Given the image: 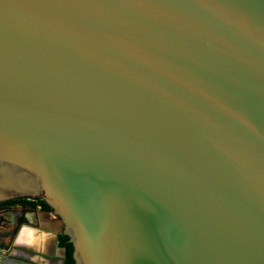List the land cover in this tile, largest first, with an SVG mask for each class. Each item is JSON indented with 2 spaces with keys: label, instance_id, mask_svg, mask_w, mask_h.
I'll return each instance as SVG.
<instances>
[{
  "label": "water",
  "instance_id": "95a60500",
  "mask_svg": "<svg viewBox=\"0 0 264 264\" xmlns=\"http://www.w3.org/2000/svg\"><path fill=\"white\" fill-rule=\"evenodd\" d=\"M13 199L74 264H264V0H0Z\"/></svg>",
  "mask_w": 264,
  "mask_h": 264
},
{
  "label": "flooded vegetation",
  "instance_id": "af4514ba",
  "mask_svg": "<svg viewBox=\"0 0 264 264\" xmlns=\"http://www.w3.org/2000/svg\"><path fill=\"white\" fill-rule=\"evenodd\" d=\"M52 215L49 213V210L43 209L40 205L31 206V205H21L19 203L16 204H7L0 205V248H4L6 246H10L14 249L17 247L15 244H20L21 236L31 237L33 240L32 245L37 241L38 232H33L29 229V234H19L21 231V227L24 226L25 222L27 223H36L40 230L54 229L55 226L52 225L50 219H52ZM37 229V230H38ZM61 235V234H60ZM59 235V236H60ZM63 236V235H62ZM16 239V243L14 241ZM31 245V247H33ZM13 251V255L10 258L8 255L2 254L0 252V264H8L7 259L18 260L17 256ZM6 256V257H5ZM31 259L27 262L28 264H47L49 261L35 257L34 254L30 257ZM11 263V262H10ZM13 264V263H12Z\"/></svg>",
  "mask_w": 264,
  "mask_h": 264
},
{
  "label": "crops",
  "instance_id": "0c3cea01",
  "mask_svg": "<svg viewBox=\"0 0 264 264\" xmlns=\"http://www.w3.org/2000/svg\"><path fill=\"white\" fill-rule=\"evenodd\" d=\"M52 222V225L55 226V221L50 219ZM47 230H52L54 231V229H50L49 227L47 228ZM60 235V234H59ZM58 235V244L56 247L54 244V240H53V234H46V233H38L37 234V241H35V244L32 245L33 240L31 239V237L29 238L27 237H21L20 241L23 243H27L31 248L34 249V256L38 257V258H43L47 261H49V263L47 264H60V260L63 256V252H62V248H64L63 246L60 245V241H59V237L62 236ZM16 241V239H14L13 243ZM16 243V242H15ZM17 247H22L21 244H15ZM19 245V246H18ZM31 245L33 247H31ZM44 256H41L43 255Z\"/></svg>",
  "mask_w": 264,
  "mask_h": 264
},
{
  "label": "trees",
  "instance_id": "16d2710c",
  "mask_svg": "<svg viewBox=\"0 0 264 264\" xmlns=\"http://www.w3.org/2000/svg\"><path fill=\"white\" fill-rule=\"evenodd\" d=\"M16 203H19L21 205H31V206L40 205L43 209L50 210L49 207L41 200L32 201V200H27V199H13V200L3 203L2 205H7V204L12 205ZM59 241H60V245L65 248V264H74V260L72 258L73 247H72V244L68 242V237L60 236Z\"/></svg>",
  "mask_w": 264,
  "mask_h": 264
},
{
  "label": "bare ground",
  "instance_id": "6f19581e",
  "mask_svg": "<svg viewBox=\"0 0 264 264\" xmlns=\"http://www.w3.org/2000/svg\"><path fill=\"white\" fill-rule=\"evenodd\" d=\"M55 227H56V223H55ZM55 229V228H54ZM19 234H24V235H26V234H29V229H27V228H23L22 229V231H20V233ZM21 237H23V236H21ZM22 246H26V247H30L27 243H23V242H21L20 243Z\"/></svg>",
  "mask_w": 264,
  "mask_h": 264
}]
</instances>
